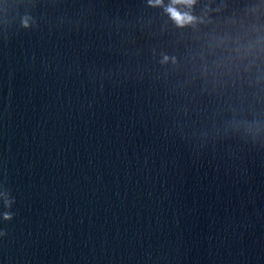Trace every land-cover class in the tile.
I'll return each mask as SVG.
<instances>
[{"label": "water", "instance_id": "95a60500", "mask_svg": "<svg viewBox=\"0 0 264 264\" xmlns=\"http://www.w3.org/2000/svg\"><path fill=\"white\" fill-rule=\"evenodd\" d=\"M0 264H264V0H0Z\"/></svg>", "mask_w": 264, "mask_h": 264}, {"label": "clouds", "instance_id": "9594fccd", "mask_svg": "<svg viewBox=\"0 0 264 264\" xmlns=\"http://www.w3.org/2000/svg\"><path fill=\"white\" fill-rule=\"evenodd\" d=\"M2 218L5 219V220H8V219H11L12 217H11V215L9 213L6 212V213L3 214Z\"/></svg>", "mask_w": 264, "mask_h": 264}]
</instances>
